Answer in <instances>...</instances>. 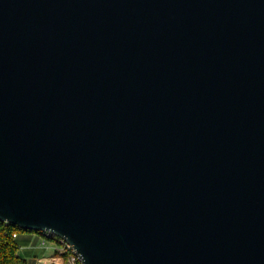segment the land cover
<instances>
[{"label":"water","instance_id":"95a60500","mask_svg":"<svg viewBox=\"0 0 264 264\" xmlns=\"http://www.w3.org/2000/svg\"><path fill=\"white\" fill-rule=\"evenodd\" d=\"M0 220L264 264V0H0Z\"/></svg>","mask_w":264,"mask_h":264},{"label":"crops","instance_id":"0c3cea01","mask_svg":"<svg viewBox=\"0 0 264 264\" xmlns=\"http://www.w3.org/2000/svg\"><path fill=\"white\" fill-rule=\"evenodd\" d=\"M15 240L19 247L18 254L25 258L28 264H36L40 257L56 253V242L44 232H19Z\"/></svg>","mask_w":264,"mask_h":264},{"label":"trees","instance_id":"16d2710c","mask_svg":"<svg viewBox=\"0 0 264 264\" xmlns=\"http://www.w3.org/2000/svg\"><path fill=\"white\" fill-rule=\"evenodd\" d=\"M25 231L42 232L22 229L15 224L0 220V264H28L27 260L18 254L19 247L14 237V233ZM76 264H82V261L79 260Z\"/></svg>","mask_w":264,"mask_h":264},{"label":"built area","instance_id":"2783aa9c","mask_svg":"<svg viewBox=\"0 0 264 264\" xmlns=\"http://www.w3.org/2000/svg\"><path fill=\"white\" fill-rule=\"evenodd\" d=\"M56 242V253L51 256L40 257L36 264H76L81 261L79 255L76 253L75 248L63 237H60L52 232H44ZM18 234L14 233V237ZM46 243V241H43Z\"/></svg>","mask_w":264,"mask_h":264}]
</instances>
